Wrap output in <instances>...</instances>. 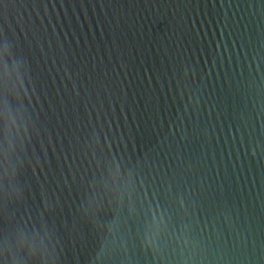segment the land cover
<instances>
[{"label": "water", "instance_id": "95a60500", "mask_svg": "<svg viewBox=\"0 0 264 264\" xmlns=\"http://www.w3.org/2000/svg\"><path fill=\"white\" fill-rule=\"evenodd\" d=\"M0 33L18 53L8 59L14 94L4 117L9 199L31 183L35 204L55 183L59 225L71 230L93 197L59 187L78 178L67 148L86 158L85 133L125 144L129 134H156L184 151L177 165L196 189L195 230L162 244L160 261L141 247L142 258L130 248L124 264H264V0H0ZM236 102L243 124L231 119ZM21 141L34 176L18 171L12 148ZM136 147L151 145L138 138ZM106 215L81 228L79 258L41 232L13 239L0 259L33 264L34 245L55 252L48 264H93L111 250Z\"/></svg>", "mask_w": 264, "mask_h": 264}, {"label": "snow or ice", "instance_id": "6c2138e0", "mask_svg": "<svg viewBox=\"0 0 264 264\" xmlns=\"http://www.w3.org/2000/svg\"><path fill=\"white\" fill-rule=\"evenodd\" d=\"M17 56L16 48L0 33V257L11 246L13 239L23 244L42 232L55 243L65 245V249H76L79 258L81 249L86 246L80 236L81 228H87L90 223L94 226L97 217L106 213L100 230L108 229L111 250L93 254V264H124L129 258L130 248H135L136 255L141 257V247L145 253L151 249L155 260H162V244L169 243L170 237L178 240L195 230L196 221L191 217L189 198L196 189L181 180L182 170L177 161H183L184 151H173L167 139L156 134L152 139H147L144 133L139 136L129 134L125 144L119 135L111 139L104 137L97 143L95 137L89 139V134L85 133V143L92 153L91 156L85 153L86 158H77L80 156L78 145H74L71 152L67 148L73 157V167L77 163L80 165L76 169L78 178L64 180L59 187L74 196L89 192L93 197L87 207L78 213L71 230L59 225L63 201L55 183L50 194L42 192L35 204L31 203V183L18 186L9 199L2 183L3 159L8 153L4 117L12 105L14 94L7 79L10 75L8 59ZM246 112L236 102L231 119L243 124L248 120L243 114ZM237 131L240 132V129L237 128ZM168 135L171 136L172 132L169 131ZM138 138L146 140L151 147L147 151L138 149ZM187 138L188 135L184 134L180 141L184 142ZM257 146L264 152V139ZM12 150L18 154V171L34 176L36 169L23 155L24 142L14 145ZM69 175H72L71 171ZM27 251L33 258V264H48V258L55 255L47 248L41 253L34 245ZM84 259L86 262V257ZM0 264H3L2 259Z\"/></svg>", "mask_w": 264, "mask_h": 264}]
</instances>
